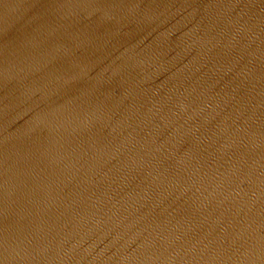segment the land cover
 <instances>
[{
    "label": "water",
    "instance_id": "water-1",
    "mask_svg": "<svg viewBox=\"0 0 264 264\" xmlns=\"http://www.w3.org/2000/svg\"><path fill=\"white\" fill-rule=\"evenodd\" d=\"M0 264H264V0H0Z\"/></svg>",
    "mask_w": 264,
    "mask_h": 264
}]
</instances>
